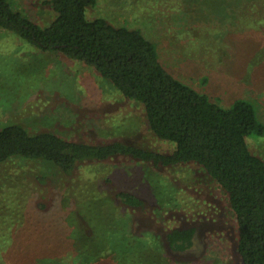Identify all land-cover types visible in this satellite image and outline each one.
<instances>
[{"label":"rangeland","instance_id":"374dc122","mask_svg":"<svg viewBox=\"0 0 264 264\" xmlns=\"http://www.w3.org/2000/svg\"><path fill=\"white\" fill-rule=\"evenodd\" d=\"M10 1L39 25L54 19L46 0ZM87 16L141 28L176 78L223 106L251 101L264 123V0H97ZM7 123L87 143L119 139L164 153L175 147L150 131L140 103L91 66L0 28V127ZM249 147L264 159V136L250 138ZM50 171L18 158L0 164V264H69L71 256L108 264V252L95 248L101 241L94 227L76 228L84 224L81 207L88 220L96 219L98 203L107 202L100 192L119 190L143 201L145 209L131 212L130 220H146L139 228L146 238L172 227L196 228L194 246L174 264H242L228 200L194 163L156 167L114 157L71 174ZM89 194L95 197L87 209ZM98 218L109 221L105 212Z\"/></svg>","mask_w":264,"mask_h":264},{"label":"trees","instance_id":"16d2710c","mask_svg":"<svg viewBox=\"0 0 264 264\" xmlns=\"http://www.w3.org/2000/svg\"><path fill=\"white\" fill-rule=\"evenodd\" d=\"M45 2L54 19L42 26L10 0H0V28L41 50L57 51L91 66L125 98L140 103L150 131L175 147L164 153L119 139L87 143L7 123L0 127V164L18 158L45 164L50 172L71 174L82 164L114 157H128L156 167L194 163L228 200L242 264H264V159L249 147L250 138L264 136V123L255 105L238 98L223 106L176 78L160 61L156 44L141 28L117 25L102 16L88 17L87 10L97 0ZM100 193L105 194L102 198L108 203L100 201L96 205V219L88 220L81 207L84 224L76 230L94 227L92 231L101 241V246L95 248L108 252V264H174L177 254L194 246L196 228L172 227L156 234L153 240L146 238L139 231L146 220L133 218L132 224L130 220L131 212L145 209L138 196L124 190L110 195ZM90 194L84 195L85 199L91 197L86 199L85 204L90 205L87 209L94 203L95 196ZM104 212L109 221L98 218V213ZM166 256L173 260L170 257L168 261ZM71 257L69 264H90Z\"/></svg>","mask_w":264,"mask_h":264}]
</instances>
